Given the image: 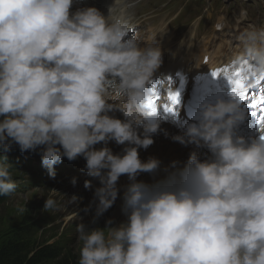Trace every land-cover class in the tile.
Listing matches in <instances>:
<instances>
[{
  "label": "clouds",
  "instance_id": "obj_1",
  "mask_svg": "<svg viewBox=\"0 0 264 264\" xmlns=\"http://www.w3.org/2000/svg\"><path fill=\"white\" fill-rule=\"evenodd\" d=\"M73 4L0 0V151L13 144L22 153L41 148L53 179L65 157L82 156L87 174L101 185L93 223L117 200L120 177L132 181L123 196L126 223L111 227L109 220L91 230L77 225L83 242L78 264H264V133L250 141L236 135L246 119L242 102L205 104L199 122L174 137L206 147L208 159L193 153L167 180L138 182L140 173H155L161 164L139 156L160 129L148 107L149 85L163 63L157 34L142 47L129 20L113 15L115 3L107 16L96 7L73 13ZM238 42L231 62L251 64L248 86L256 87V76H264V26L245 28ZM113 111L125 119L109 115ZM110 141L129 146L123 155L95 148ZM84 186L91 189L92 182ZM17 187L10 165L0 164V195ZM57 207L48 197L43 211Z\"/></svg>",
  "mask_w": 264,
  "mask_h": 264
},
{
  "label": "rangeland",
  "instance_id": "obj_2",
  "mask_svg": "<svg viewBox=\"0 0 264 264\" xmlns=\"http://www.w3.org/2000/svg\"><path fill=\"white\" fill-rule=\"evenodd\" d=\"M157 5L149 4V7L155 11L156 20L164 21L168 24L173 21L175 16L180 12V8H184L180 13L188 14L192 7L197 12L187 15L184 19V26L186 29L182 32V27L172 29L174 22L169 29H167V36L172 37L182 34V38L187 36L185 49L189 47L191 38L196 35V49L202 47L203 39L210 37L216 30V19L222 14V7H218L213 3H208L207 17H216L213 23H209L204 19L203 24L197 28L198 17L203 12V8H197L192 0H154ZM195 4H203L202 0H195ZM249 0H238L237 3L231 2L230 8L232 10H240V8L248 5ZM187 2H190V7H186ZM252 1H250L251 3ZM165 5L167 13L158 7ZM179 5L175 11V6ZM232 14V13H231ZM255 17V16H254ZM147 29L143 31L146 33ZM179 39V40H180ZM225 40V39H224ZM114 142V141H110ZM115 148H118L116 146ZM121 147H119L120 149ZM0 164H9L13 179L16 181L18 187L16 191L8 196L7 203L0 208V240L5 239L7 234L18 226L24 217H36L37 220L49 223L46 225L44 234L41 236L43 240L53 242L56 239H66L67 250L76 258V264L79 261L80 249L83 242L78 239L77 225L81 222L85 223L89 229L105 228L109 226L107 222L111 220L113 209L108 210L100 216L95 223L93 217L96 212V202L93 194H83L75 203H71L73 189L75 184H71L72 174H86V160L81 156L74 161H69L66 157L62 162L55 165V178H51L48 169L42 164V149L38 148L35 152L28 151L22 153L19 145L13 144L11 149L7 152L0 151ZM106 171V170H105ZM55 190V192L53 191ZM85 192V190H84ZM91 191L87 190L89 194ZM51 197L57 202V209L48 212L43 211L46 198ZM117 201V200H116ZM115 201V202H116ZM19 206H26L27 211L20 214L17 209ZM115 207V203L112 208ZM118 221L111 224V227H117Z\"/></svg>",
  "mask_w": 264,
  "mask_h": 264
},
{
  "label": "bare ground",
  "instance_id": "obj_3",
  "mask_svg": "<svg viewBox=\"0 0 264 264\" xmlns=\"http://www.w3.org/2000/svg\"><path fill=\"white\" fill-rule=\"evenodd\" d=\"M98 2V0H74V4L72 7L73 13L77 11L78 9L85 8V7H94V5ZM254 5L258 9H262L264 6L260 0H254ZM100 9L105 10L106 7H101ZM252 16L255 15V13L251 14ZM226 14L224 16L219 17L218 24L222 26V33L225 29H228L230 34L227 35L226 41H222L221 38H217L215 35H211L210 37L206 36L204 39H206V42H204L203 46L198 49V51L202 52L205 49L210 48H216L213 52H204L202 54H195L193 56V61L191 59V56L188 58H185L180 62V68L173 66L174 63L178 62V57L181 53L183 42H181L180 46L176 48L172 54V58L169 59L167 62V75L173 76L178 75V79H185L186 74H191L193 76H197L200 78H205L208 76V72L216 71H222L224 69H229L233 71V68L235 67V64H233L232 58L238 53L239 51V42L235 35L237 31L240 29L241 25L245 21H250L245 15L236 16V19L240 20L237 22L236 27H229L226 22ZM223 38V37H222ZM219 40H221V43L219 44ZM177 41V38H170L166 43L168 46V51L173 49L175 43ZM194 45V41L191 42V47ZM209 57V62L207 63L205 61V57ZM193 64L192 70L189 71L188 68L190 64ZM231 68V69H230ZM239 68V67H238ZM260 91H263L261 88H259ZM209 90H206V92ZM181 96V93H178V99ZM254 98H257L256 95H254ZM180 102V100H179ZM243 107V106H242ZM246 113V112H245ZM109 115L114 116L115 118L124 120L125 117L120 111H113L110 112ZM177 115V114H176ZM252 119V118H251ZM242 125H244V121L239 123L236 127L237 129L240 128ZM143 125H141L138 128V132L143 137ZM185 133H181L179 131L174 130L169 124H160V129L157 133L152 134V139L154 140V143L149 146L147 149L140 148L139 149V156L140 159L144 162H147L150 158H156L158 159L161 164L160 168L155 173H140L136 180L138 182H144L149 185L157 184L158 182H162L167 180L172 173H175L179 171L180 169H183L184 166L187 164L189 157L196 153L201 160L208 159L207 154V148L198 146L194 143H180L179 141L175 140L174 137L177 136H183ZM109 147L113 154L123 155L124 154V148L128 147L129 145H118L115 141L114 142H108L107 145H105L103 142L100 144L95 145L96 149H101L103 147ZM118 146V148H115ZM134 146V145H132ZM119 147H121L119 149ZM73 178L71 179V184L73 183V180H76L75 188L73 189V195H76L77 199H80V196H83V194L89 195L91 197V194L95 193V189L97 187H100V182L98 179L93 178L86 174H72ZM86 180H90L92 182V188L87 189L85 188L84 184ZM132 181L129 180L127 175H122L117 183V187L119 189V196L117 198V201L115 202V207L110 208V210L113 211V215L111 217L112 224L116 223L118 221L117 227L127 222V216L125 215L123 211V196L127 189V186ZM85 190V192H84ZM87 190H90L91 192L88 194ZM80 195V196H78ZM98 203V201L96 202ZM108 211V212H109Z\"/></svg>",
  "mask_w": 264,
  "mask_h": 264
},
{
  "label": "trees",
  "instance_id": "obj_4",
  "mask_svg": "<svg viewBox=\"0 0 264 264\" xmlns=\"http://www.w3.org/2000/svg\"><path fill=\"white\" fill-rule=\"evenodd\" d=\"M8 201L0 195V208ZM46 225L36 217H24L21 223L0 240V264H76L67 250L66 239L41 241Z\"/></svg>",
  "mask_w": 264,
  "mask_h": 264
},
{
  "label": "snow or ice",
  "instance_id": "obj_5",
  "mask_svg": "<svg viewBox=\"0 0 264 264\" xmlns=\"http://www.w3.org/2000/svg\"><path fill=\"white\" fill-rule=\"evenodd\" d=\"M213 75L217 78H220L222 75H226L227 79L231 83V94L239 99L242 103L249 101V90L254 89L257 86H260L262 82H264V76H256V87H249L248 86V80L251 78L253 73L252 65L249 64L247 61L242 62V64L239 66V68H236L234 71H231L229 69H224L222 71H216L213 72ZM159 98H153L150 100L148 107L150 108L152 113L157 112L159 109L157 107V100ZM168 101L171 103L172 106L179 103L178 94L176 93H170L168 95ZM252 104V107H257V104L264 105V95L260 96L259 101L257 102L255 99L250 101ZM165 108H168V105H164ZM253 115H256L253 113ZM258 124H260L262 127L260 128L261 133H264V107L261 108V115L258 120Z\"/></svg>",
  "mask_w": 264,
  "mask_h": 264
}]
</instances>
